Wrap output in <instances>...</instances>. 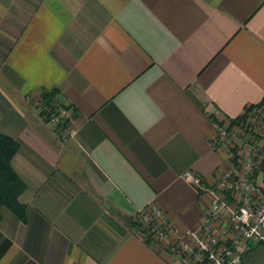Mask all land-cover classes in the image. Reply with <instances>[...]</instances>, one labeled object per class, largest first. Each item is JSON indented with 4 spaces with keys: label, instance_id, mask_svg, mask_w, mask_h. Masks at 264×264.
Instances as JSON below:
<instances>
[{
    "label": "crops",
    "instance_id": "0c3cea01",
    "mask_svg": "<svg viewBox=\"0 0 264 264\" xmlns=\"http://www.w3.org/2000/svg\"><path fill=\"white\" fill-rule=\"evenodd\" d=\"M52 91L66 142L28 101ZM262 103L264 0H0V135L26 211L1 209L0 264H181L134 217L202 228L185 174L213 189L239 167L211 118Z\"/></svg>",
    "mask_w": 264,
    "mask_h": 264
},
{
    "label": "built area",
    "instance_id": "2783aa9c",
    "mask_svg": "<svg viewBox=\"0 0 264 264\" xmlns=\"http://www.w3.org/2000/svg\"><path fill=\"white\" fill-rule=\"evenodd\" d=\"M28 101L46 122L54 126L61 140L66 142L73 136L68 116L61 107L63 113L60 115L55 101L47 102L41 94ZM245 115L251 120L258 119L254 126L248 121L240 122L230 131L229 124L223 119L211 118L216 131L213 145L221 147L230 157L231 148L241 147L242 143L237 139H241L243 131L251 136V142L256 137L258 142L254 141V146L237 152L238 169L231 165L224 170L213 189L205 188L198 176L190 173L184 176L198 194L209 198L202 228L183 237L154 208L136 215L138 220L135 222L144 232L177 256L181 264H243V258L256 245L264 244V103L248 108ZM230 132L240 138L230 142ZM226 194H229L230 202ZM147 211H152L151 216Z\"/></svg>",
    "mask_w": 264,
    "mask_h": 264
},
{
    "label": "trees",
    "instance_id": "16d2710c",
    "mask_svg": "<svg viewBox=\"0 0 264 264\" xmlns=\"http://www.w3.org/2000/svg\"><path fill=\"white\" fill-rule=\"evenodd\" d=\"M41 96L47 102H52L55 99L56 92L42 93ZM253 107V106H252ZM245 113L236 119L228 120L229 125L236 126L243 122ZM227 120V119H226ZM19 149V145L13 139L0 135V212L2 208L8 209L20 221L25 222L26 211L25 207L19 202V196L24 191V183L17 176L12 168L11 162ZM1 219V213H0ZM135 223V222H134ZM137 227H141L135 223ZM264 249V244L256 245L251 252L243 258V264L247 262L249 254H254ZM247 257V258H246Z\"/></svg>",
    "mask_w": 264,
    "mask_h": 264
},
{
    "label": "rangeland",
    "instance_id": "374dc122",
    "mask_svg": "<svg viewBox=\"0 0 264 264\" xmlns=\"http://www.w3.org/2000/svg\"><path fill=\"white\" fill-rule=\"evenodd\" d=\"M30 103V102H29ZM31 104V103H30ZM56 105V109L58 110V112L60 113V115H62V113L63 112H61V110H60V105H59V103L57 104H55ZM32 106V105H31ZM65 114V113H64ZM65 115H67V114H65ZM43 117V116H42ZM258 119H256V118H252V120L250 119V118H248V117H246L245 116V118H244V120H243V122H245V121H248V123L250 124V125H252V126H254V124L256 123V121H257ZM48 123V122H47ZM69 125H70V123H69ZM53 126V125H52ZM249 128H251V127H249ZM245 129V128H244ZM245 131H247V130H245ZM242 132V131H241ZM244 131L242 132V134H240V135H244ZM245 136V135H244ZM249 136L250 135H248V136H246V137H248V139H246V141H248V143L246 144L245 143V145L243 144V145H241V147L239 148V150H237V152L238 151H243L244 149H246L247 148V146H254V141H256L255 140V138L256 137H254V139L252 140V143L250 144V142H251V138H249ZM236 136V134L234 133V132H230V134H229V140H230V142H232V141H235L237 138H240V137H237ZM251 137V136H250ZM72 138V137H71ZM71 138L69 139V140H71ZM63 141V140H62ZM237 142H239V143H242V138L241 139H237ZM256 142H258V141H256ZM256 146V145H255ZM207 210V209H206ZM152 212V211H151ZM151 212L150 211H147V215H149V216H151L150 214H151ZM136 217H138V216H135L134 217V219L135 220H138ZM135 223H137V224H139L138 222H135ZM140 225V224H139ZM141 226V225H140ZM247 261H248V259H246Z\"/></svg>",
    "mask_w": 264,
    "mask_h": 264
},
{
    "label": "water",
    "instance_id": "95a60500",
    "mask_svg": "<svg viewBox=\"0 0 264 264\" xmlns=\"http://www.w3.org/2000/svg\"><path fill=\"white\" fill-rule=\"evenodd\" d=\"M245 264H264V249L250 257Z\"/></svg>",
    "mask_w": 264,
    "mask_h": 264
},
{
    "label": "flooded vegetation",
    "instance_id": "af4514ba",
    "mask_svg": "<svg viewBox=\"0 0 264 264\" xmlns=\"http://www.w3.org/2000/svg\"><path fill=\"white\" fill-rule=\"evenodd\" d=\"M259 252H260V251H259ZM259 252H255L254 254H251V255L249 256V258L252 257L253 255L259 253ZM249 258H248V259H249Z\"/></svg>",
    "mask_w": 264,
    "mask_h": 264
}]
</instances>
